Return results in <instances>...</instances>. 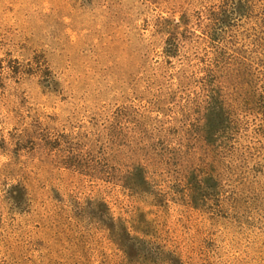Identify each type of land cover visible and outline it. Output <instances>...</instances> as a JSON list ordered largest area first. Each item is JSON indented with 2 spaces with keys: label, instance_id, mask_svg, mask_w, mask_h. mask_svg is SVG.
Returning <instances> with one entry per match:
<instances>
[{
  "label": "rangeland",
  "instance_id": "374dc122",
  "mask_svg": "<svg viewBox=\"0 0 264 264\" xmlns=\"http://www.w3.org/2000/svg\"><path fill=\"white\" fill-rule=\"evenodd\" d=\"M256 7L0 0V264H264Z\"/></svg>",
  "mask_w": 264,
  "mask_h": 264
},
{
  "label": "trees",
  "instance_id": "16d2710c",
  "mask_svg": "<svg viewBox=\"0 0 264 264\" xmlns=\"http://www.w3.org/2000/svg\"><path fill=\"white\" fill-rule=\"evenodd\" d=\"M256 9H260V11L263 13H261L263 19L261 20L258 17H250L249 21L247 23H244L245 26H248L249 31L255 32L256 30H258V36L254 34L252 37V41L249 40L251 42L249 43V46H253V49L255 50L248 51V54L247 52L243 53V55H241L239 59L242 63H246L250 67V69L254 71V74L256 76L255 78L258 81V79L264 75V32H260L259 34L260 30H264V0H258V7H256ZM260 89L261 94L258 95H260V97L264 99V89ZM258 109L259 107H256V109H252L251 112L259 114L257 113Z\"/></svg>",
  "mask_w": 264,
  "mask_h": 264
}]
</instances>
